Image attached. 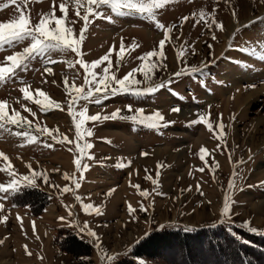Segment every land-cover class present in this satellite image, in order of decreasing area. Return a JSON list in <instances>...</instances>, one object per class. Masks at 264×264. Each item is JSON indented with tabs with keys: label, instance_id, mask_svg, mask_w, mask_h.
I'll list each match as a JSON object with an SVG mask.
<instances>
[{
	"label": "rangeland",
	"instance_id": "rangeland-1",
	"mask_svg": "<svg viewBox=\"0 0 264 264\" xmlns=\"http://www.w3.org/2000/svg\"><path fill=\"white\" fill-rule=\"evenodd\" d=\"M61 3L68 5L66 25L78 36L84 22L76 16L73 0H55L57 17L63 15L59 9ZM20 6L35 24L43 14L52 11L53 0H28ZM86 7V0H82L81 16ZM100 10L112 19L89 17L94 22L85 33L82 58L91 64L115 46L112 70L117 78H122L147 63L137 58L158 50L165 33L146 16L129 14L126 10L124 15H119L108 6H101ZM201 12L205 13L203 18ZM19 14L9 0H0V22L18 19ZM251 14L256 16L251 20L256 23L244 27L249 21L225 35L232 21H244ZM185 16L189 17L187 22L183 20ZM157 18L166 28L177 27L165 42L166 67L155 70L153 81L171 78L172 83L153 94L112 95L101 104L81 99L76 111L86 105L88 115L110 114L117 109L123 115H130L127 106L131 105L133 112L143 109L146 115L159 110L165 121L174 123L151 129L134 127L128 120L87 121L85 127L93 135L86 139L93 147L86 150L83 163L89 167L82 174L74 163L80 155L75 142L58 143L41 137V142L28 144L25 137L13 134L26 129L13 125L9 132L0 131V152L9 157L16 173L10 177L0 171V183L6 184L12 178L21 181L18 193L0 200L5 205L0 211V240L4 241L0 244V264H264V234L252 231L253 227L264 231V187L261 186L264 176L258 170L264 162V148L259 146L264 141L261 122L264 106L259 108L254 104L247 109V104L244 105L251 92L264 87V60L241 50L256 48L259 53L264 49V21L257 19L264 18V4L260 0H172L157 10ZM209 24L211 28L207 27ZM121 38L126 46L123 60L118 57ZM30 43L25 40L13 47L5 46L0 50V66L8 63L7 56L22 51ZM133 44L139 47L128 48ZM184 49H187L185 58L178 60L177 53ZM48 55L56 62L49 64L48 58L38 56L29 62L27 71L18 69L16 77L0 83V100L7 101L10 114L15 109L34 124L58 128L57 135L75 141L76 128L68 110L70 89L66 90L64 81L67 77L69 86L73 81L77 86L84 84L85 70L76 63L80 57L74 52L52 50ZM68 61H73L74 66L69 67ZM202 63L208 67L200 73L173 77L181 68ZM107 64L95 71L102 74ZM46 66L52 67L51 74L44 71ZM136 79L144 81L141 88L148 83L141 72L136 73ZM235 81L241 83L237 85ZM25 85H30L32 100L24 99L20 89ZM36 89L60 103L63 110L42 112L34 102L43 99ZM261 96L264 99V91ZM174 107H179L180 112H172ZM26 109L36 113L35 117ZM198 114L208 116L214 129L222 120L224 138H220L218 129L209 130L206 124L192 125L190 122ZM45 139L54 146H44ZM202 147L208 150L204 160L199 155ZM144 152L148 155L143 156ZM121 158L126 164L130 161V165L115 166ZM7 163L0 158V167ZM200 168L205 170L200 172ZM32 170H46L49 183L37 178L35 187L23 186L22 177L30 175ZM65 173L83 178L79 189L61 194L51 185L63 188L69 184ZM148 176L158 180V184L153 185ZM232 180L235 189L229 188ZM133 184L139 185V189L132 187ZM111 189L115 191L107 195ZM144 190L150 193L148 197L140 194ZM225 195L231 197L232 215L221 223ZM82 203L100 206L102 214L85 212ZM129 204L136 209L134 213L130 214ZM141 204L147 212L141 210ZM80 228L85 231L81 232ZM88 229L97 233L100 248L96 247L95 238L88 236ZM72 236L79 237L83 243L74 245ZM102 250L114 259L107 261ZM141 250L152 254L139 255L137 252Z\"/></svg>",
	"mask_w": 264,
	"mask_h": 264
},
{
	"label": "snow or ice",
	"instance_id": "snow-or-ice-1",
	"mask_svg": "<svg viewBox=\"0 0 264 264\" xmlns=\"http://www.w3.org/2000/svg\"><path fill=\"white\" fill-rule=\"evenodd\" d=\"M75 7H76V16L79 19L83 20V27L80 29L78 36L75 35L74 30L72 27L66 25L67 17H68V5L67 3H61L59 5V9L62 16H56V5L55 0H53V7L52 11L47 14H43L39 21L35 24L32 23L30 14H25V10L20 6L22 4H27L28 0H9V4L15 5L17 11L20 13L18 19H13L8 22H0V50H3L5 46L13 47L15 44L23 42L25 40H30L31 43L29 46L23 48L22 51L15 52L12 55H9L5 58L6 63L3 66H0V83H6L7 81L16 77L17 70L27 71L29 62L34 60L38 56H43L48 58L49 64L55 63L50 57V52L52 50H60L61 52L71 51L76 53L77 56L80 57L76 63L82 65L85 70V79L84 84L77 86L75 81L68 85L67 77H65V87L66 90H69L68 94L70 99L68 101V110L69 113L73 117L74 125L76 128V140L71 141L68 140L67 136L63 134H58L59 130L57 129H49L47 126H41L39 122L33 123L32 120H29L27 117L22 116L19 111L15 109L12 110L10 114L8 109L7 101L0 100V131L9 132L11 131V126H16L18 129H26L25 131H16L13 133L16 136H22L26 138V143H39L41 142V137H48L53 142L58 143H76L77 148L79 149L80 155L75 159L74 163L78 171L81 174L88 170L89 165L83 163L84 157L87 155L86 150L91 149L93 145L87 141V137L93 135V132L90 129L85 127L87 121H100V120H128L131 121L134 127L137 126H144L151 129H158L160 127H167L170 124L174 123V121H165L164 116L161 114L159 110L155 111L154 113L146 115L143 109H136L133 112L132 106L128 105L127 109L130 115H123L121 114V110L117 109L116 111L110 114H101L97 113L95 115H88L87 114V106L80 108L79 111H76V105H78L81 99L85 101H91L95 104H101L104 99H108L112 95H117L121 93H130L133 95H147L156 93L158 90L169 86L172 83V79L168 80H160L159 82L153 81V75L155 70L160 68L166 67L163 64V60L166 59L165 57V42L170 38L169 34L172 32L173 28L177 27L176 25H172L169 27H165L163 23L157 18V10L163 9L166 5L172 2V0H86V10L83 16L80 15V8L82 6V0H73ZM262 4H264V0H260ZM8 5H4L3 7H7ZM101 6H108L112 11L117 12L119 15H124L125 10L127 13L143 15L147 18L153 20L156 23V26L163 30L165 33V39L160 40L159 42V49H153L145 53L142 57H138L137 59L141 61H147V63H142L138 68L132 69L122 78H117L116 73L112 70L111 64V55L112 52L115 50V46L112 49H109L108 53H106L100 59L92 61L91 64L83 60V53L81 52L82 44L85 40V33L88 30L89 24L94 22L89 19L90 16L95 18H105L111 20V16H105L104 12L101 9ZM196 14L193 13V16ZM205 15L204 12L200 13L201 18ZM235 15V13H233ZM189 17H183V20L187 22ZM258 20L264 21V18H257ZM257 21H250L248 25L244 27L251 26L252 23H256ZM215 23V21H214ZM207 27L211 28L212 26L209 24ZM217 27L222 28L221 24H218ZM235 35V34H234ZM215 39V35L212 37ZM139 47V45L133 44L129 45L128 48L134 49ZM211 48V45H209ZM244 52H251L253 56L259 55L261 60H264V49H261L259 53H257L256 48H244L241 49ZM126 52V46L121 38V44L119 47L118 57L120 60L124 59V54ZM187 49H184L181 52L177 53V59L181 60L185 58ZM155 57V60H151L150 58ZM105 62H108L107 66L103 68V72L97 73L95 69L103 65ZM214 62V61H213ZM68 66L73 67V61H68ZM208 67L207 64L202 63L200 66H191V67H184L181 70L176 71L173 73V77L179 78L182 75L189 74H197L204 71ZM118 69V66H117ZM45 72L51 74L53 72L52 67L46 66L44 69ZM141 72L145 77V80L148 81L147 85L143 88L139 87L144 81L136 79V73ZM55 83V81H53ZM85 86H87L88 90L85 92ZM254 87V86H253ZM30 85H25L20 90L24 94V99L32 100L33 93L29 90ZM39 97L43 99H35L34 102L40 105V110L42 112H48L55 109L63 110V107L60 103L55 100H52L48 97V95L40 90H35ZM33 117H35L36 113L32 112L31 109H26ZM179 107H174L171 109L172 112L178 113L180 112ZM210 115V114H209ZM222 115V114H221ZM235 119V117H233ZM192 125L196 124H206L209 130H217L219 131V136L221 139L224 138V124L222 120L216 125V129H214L213 124L210 122L208 116L205 114H198V118L190 122ZM83 130V131H82ZM81 141L83 143L81 144ZM110 142V141H109ZM44 146L48 148H52L54 146L53 143H48L47 139L43 140ZM71 151V149H69ZM208 150L204 147L200 149V158L201 160L205 159V153ZM143 156H147L148 153H142ZM0 158L4 161H8V163L0 167V171L7 172L10 177H15L16 173L12 169V165L9 161V157L0 152ZM91 158V157H89ZM251 159V157H249ZM130 161L127 164L123 161V158L118 160L115 166L117 167H127L130 165ZM28 167L31 169V165L29 164ZM158 169L161 165L158 164ZM205 169L200 168L199 171L203 172ZM54 171H59V169H54ZM159 175V171L157 172ZM238 175V174H236ZM42 178L45 183H49V176L47 171H36L32 170L30 175H25L22 177L25 187H35L36 186V179ZM65 180L70 181L69 184H66L63 188H60L59 185L52 184L51 186L57 188L58 191L63 193H68L70 191H75L81 187L80 180L83 178L82 175L77 177L75 174L69 175L68 173L64 174ZM147 179H152L151 176L146 177ZM153 185L158 184V180L152 179ZM74 184V188L72 187ZM134 188L139 189V185H131ZM264 187V183L261 184ZM229 188L235 189L236 184L235 180H232L229 183ZM21 190V181L15 178L10 179L6 184L0 183V194H7V195H0V200H6L11 195L18 193ZM112 191L115 189H111L107 195H110ZM142 196L148 197L150 193L147 190L140 192ZM78 201L82 202V198L80 196H76ZM210 203V202H209ZM5 205L0 203V211L4 210ZM83 210L85 212L94 211L95 214L100 215L102 214V208L100 206H95L92 203H82ZM141 210L147 212V208L141 204ZM136 211L135 208L129 204V212L134 213ZM71 215V212L69 213ZM232 215V208H231V197L225 195L223 207L221 209V223L229 220ZM21 219L22 222V218ZM59 219L64 220V217H60ZM3 220L7 221V216L3 217ZM250 223V222H247ZM215 226V225H213ZM161 227H164L163 225ZM33 228H35V224L33 222ZM185 231H190L192 229L185 228ZM81 232H84V228H80ZM253 232L261 231L264 234V231L258 230L257 228H252ZM87 234L90 237L95 238L96 247L100 248L99 237L95 231L90 229L87 230ZM4 241L0 240V244H3ZM27 255H31V252L27 251V245L24 246ZM102 256L106 258L107 261H112L114 256H108L106 252L102 250Z\"/></svg>",
	"mask_w": 264,
	"mask_h": 264
},
{
	"label": "bare ground",
	"instance_id": "bare-ground-1",
	"mask_svg": "<svg viewBox=\"0 0 264 264\" xmlns=\"http://www.w3.org/2000/svg\"><path fill=\"white\" fill-rule=\"evenodd\" d=\"M256 16L251 14L246 20L244 21H238V19H235L234 21H232V24H230L229 28L227 30H225V35L226 36H229L230 33H232L233 31H235L237 28H239L241 25L245 24V23H248L249 21L253 20ZM236 80V79H235ZM235 83L237 85H239L241 83V81H235ZM264 91V87L262 86L261 88H259V90H255L253 92H251L247 99L245 100V104H247V109H249V105H254V104H257L259 108L263 107L264 106V99L262 98L261 96V93ZM239 97V96H238ZM261 122L263 123L264 125V117L262 118L261 117ZM258 129V127H257ZM264 136V135H263ZM262 136V137H263ZM264 138V137H263ZM264 140V139H263ZM261 141V140H260ZM259 141V142H260ZM258 142V143H259ZM259 146L261 148H264V141H261ZM258 170L260 173H262V175L264 176V162H262L261 164H259L258 166ZM261 175V174H260Z\"/></svg>",
	"mask_w": 264,
	"mask_h": 264
},
{
	"label": "trees",
	"instance_id": "trees-1",
	"mask_svg": "<svg viewBox=\"0 0 264 264\" xmlns=\"http://www.w3.org/2000/svg\"><path fill=\"white\" fill-rule=\"evenodd\" d=\"M70 240H71V243H73L74 245H81L83 243L82 240L79 237H77V236H72L70 238ZM147 243H149V241ZM137 253L139 255L140 254H146V255H151L152 254L149 250H141V251H139Z\"/></svg>",
	"mask_w": 264,
	"mask_h": 264
}]
</instances>
